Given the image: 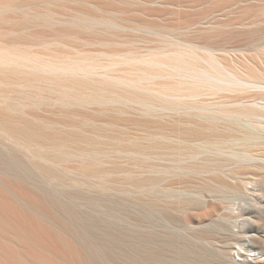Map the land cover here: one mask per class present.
<instances>
[{
    "label": "rangeland",
    "instance_id": "rangeland-1",
    "mask_svg": "<svg viewBox=\"0 0 264 264\" xmlns=\"http://www.w3.org/2000/svg\"><path fill=\"white\" fill-rule=\"evenodd\" d=\"M234 4L0 0V118L29 123L45 137L18 140L0 129V172L12 174L2 176L20 192L9 193L10 200L23 204L20 222L63 236L85 264H264L257 257L264 254V149L244 147L238 158L249 153L263 158L240 171L213 173L172 154L161 157L155 147L164 139H178L179 149L196 142L174 133V124L201 131L237 128V135L246 131L263 139L264 19L257 18L264 0H254L251 12L244 10L246 4ZM244 13L251 19L242 21ZM188 42L226 44L215 53L221 60L196 51L225 71L226 89L198 100L190 96L186 71L180 75L174 66L178 58L192 61ZM62 65L68 72L56 68ZM65 73L100 83L119 81L152 99L140 103L119 97L115 87L103 98L90 99L88 89L59 84L56 79ZM250 76L256 80L245 82ZM257 94L263 116L229 113ZM202 103L206 110L199 108ZM135 144L150 149L139 151ZM44 166L58 174H47ZM26 200L44 204V212L75 231L86 250L49 217L25 206ZM191 200L207 208L198 210ZM238 200L256 204L250 225L237 216ZM46 241L63 257L66 245L60 251L52 238Z\"/></svg>",
    "mask_w": 264,
    "mask_h": 264
},
{
    "label": "bare ground",
    "instance_id": "bare-ground-1",
    "mask_svg": "<svg viewBox=\"0 0 264 264\" xmlns=\"http://www.w3.org/2000/svg\"><path fill=\"white\" fill-rule=\"evenodd\" d=\"M234 2L239 6L241 5L245 6L246 4V7H244L245 8L244 10L246 12H251L252 10H255L256 4H254V0H234ZM247 17L249 16L246 13H244L241 18L242 21L243 20L245 21ZM258 19H264V11L262 12V14H260L257 20ZM254 34L252 35L255 36ZM260 35L262 36V38H264V31L260 33ZM259 38L261 41V37ZM188 43H189L188 44L189 48L192 50V53L189 54L192 61H187L185 59L181 60L178 58L176 59L174 66H175V70L178 73H180V75H182L181 73L183 70L186 71L184 77L185 83L192 85L191 87L192 91L190 92V96L193 97V99L198 98L200 96L206 97L209 95H216L222 90L226 89L227 85L223 83L225 71H220L218 65L212 59L213 57H216L217 60H221V58L218 57V55L216 56L215 53L216 50H219L220 52L222 50L224 51V49H222L221 47L222 44L212 43L214 45L205 46L204 44L201 45L198 42L197 43L188 42ZM197 50H207L208 51L207 54L210 55L212 58L210 56H208V58H205L204 56L199 55L196 52ZM234 50L235 49H233V51ZM226 54L227 53H225L222 58H224ZM179 55H182V52ZM193 60H197L199 62L207 64L208 66L206 65L207 67H203V65L194 63ZM56 68L62 69L64 72H68L65 70L68 69V66L66 65H62L61 67H56ZM70 72L74 74L79 73L77 69H70ZM65 74H69V75L65 76L64 79L63 78L56 79L59 82V84L63 85L66 82H68L76 88L88 89L89 93L91 94V96L89 97L90 99L103 98V96L105 94H109L111 92L110 90L113 89L114 87L116 89L115 93L119 97L130 98L140 103H144V102L148 103L152 99L151 94L139 90H131L129 89V87L125 86L124 84L122 83L119 84L118 83L119 81L116 83H109L107 81H103L102 83H100L92 80L91 78H78L70 73H65ZM230 74L232 77L237 78L234 72L230 71ZM255 80H256L255 77L250 76L249 78H247V80H245V82L246 81L252 82ZM259 100L260 99H258V94H257L247 103L242 102L240 108H237L229 113L233 115H243L245 117H254V118L256 117L257 120L260 116H263V108ZM205 104L206 103H202V105L199 106V108L202 110L204 109L206 110L205 106L207 104L206 105ZM174 106L178 107L179 105L175 104ZM236 119L238 120L239 118ZM259 125L262 126L261 123ZM0 129H2L9 136L16 138L18 140H25V141L45 140V137L35 132L29 123L23 125L21 124L16 125L8 120L0 118ZM171 129L174 133H178V132L185 133L187 136L193 137L194 139H196V142L189 144L186 147V149H179L180 145L177 142L178 139H172V140L164 139V141L166 142H161L155 146L158 149L157 153L161 157L169 156L170 154H172V156L176 160L184 161V162H192L191 166L200 169H206L208 172L222 173L228 171H240L247 164L255 163L263 158L262 156L254 155L251 153L247 154L249 156L248 158H241V159L238 158L236 155L237 153L242 152V149L244 147H257L260 148L259 150L264 149V137L263 139L255 137L251 132L244 131L242 135H237L236 132L240 130L237 128L234 129L227 127L225 130L222 131L216 129L211 131H201V130H196L194 128L192 129L183 128L176 124H174L171 127ZM74 142L78 143V140L75 139ZM133 147L134 149L139 151H145L147 149H150L149 146L142 144H135ZM231 157L236 159V161L232 162ZM43 169L47 174L51 176H55L58 174V172L51 167L44 166ZM2 172L3 174L0 172V187H2L0 188V264H85L79 260L77 256L78 251L70 248L67 245V243H65L66 240L63 236L62 239L59 238L54 232H52V230L49 227L44 225L38 224L37 226H34L31 225V223L20 222L18 217L19 214L18 212H19V206L20 205L22 206L23 204L19 203V201L21 200H10L11 195L9 194V193H17L20 195V192L17 188H15L10 184L8 179H4V177L2 176V175L12 176V174L4 171ZM22 196H26V191ZM26 201L27 202L24 203L25 206L36 211L40 215L42 214L43 216L45 215L49 217L50 219L49 218L48 219L53 224H55L65 234H67L72 239H74L80 248H82L84 251L86 250L87 247H84L81 243H79L77 240V236L75 237L76 235V233H74L75 231L72 230L69 231L68 229H65L69 227L64 228V225L62 226L59 222L53 219L48 213L44 212L45 210L44 204H42L39 200H26ZM30 201L31 203L33 202L35 203V207H34V203L33 205L30 204ZM205 201H209V200H205ZM212 201H220V200H212ZM190 203L194 208L198 210H203L207 208L206 205H204L202 202L198 200H191ZM235 205L238 206L237 216L241 217L244 222L250 225L249 223H251L254 220L253 211H254V206H256V204L251 200L248 201L238 200L235 203ZM64 218H65L64 215H62V218L60 217L62 221L64 220ZM48 238L53 239V242L56 244V247L60 249V251L63 245L67 246V249L65 250V252H63L64 254L63 257H61L52 247L47 246L49 245L46 241V239ZM241 252L242 250L239 248L238 253ZM80 253L81 255H83L81 250ZM257 257L259 259H264V254L262 255L258 254ZM96 263L98 264L100 262H96Z\"/></svg>",
    "mask_w": 264,
    "mask_h": 264
}]
</instances>
